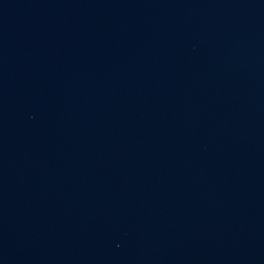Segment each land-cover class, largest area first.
Instances as JSON below:
<instances>
[{
	"label": "water",
	"instance_id": "water-1",
	"mask_svg": "<svg viewBox=\"0 0 264 264\" xmlns=\"http://www.w3.org/2000/svg\"><path fill=\"white\" fill-rule=\"evenodd\" d=\"M0 264H264V0H0Z\"/></svg>",
	"mask_w": 264,
	"mask_h": 264
}]
</instances>
